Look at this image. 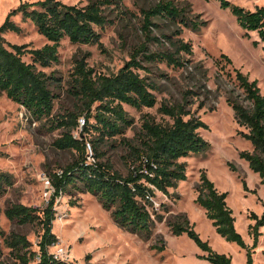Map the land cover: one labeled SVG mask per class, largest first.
Segmentation results:
<instances>
[{"label": "rangeland", "instance_id": "obj_1", "mask_svg": "<svg viewBox=\"0 0 264 264\" xmlns=\"http://www.w3.org/2000/svg\"><path fill=\"white\" fill-rule=\"evenodd\" d=\"M38 1L41 0H0V26L21 4ZM61 1L85 6L97 0ZM157 1L113 0L105 7L108 24L104 28L96 27L99 42L74 44L66 38L59 48L60 61L46 68L38 66L50 76L51 89L56 96L51 117L35 120L22 105L6 95L0 97V168L13 176V184L0 195V228L7 236L12 232L27 236L33 249L38 250L41 228L11 222L5 211L12 204L47 207L54 191L49 193L46 189L45 178L78 157L76 151L59 150L54 145L64 131L55 127L57 119L86 116L84 104L73 91L77 61L83 60L94 71V76H113L131 60L137 49L147 45L153 53H172L183 65L162 59L143 61L144 69L138 72L151 85L156 105L140 110L124 105L132 121L130 126L103 141H99V133L91 129L88 140L103 153L102 161H109L116 171L127 175L134 160L133 147L140 144L144 119L150 117L156 123L171 124L173 121L160 107L182 103L187 98V108L208 125L199 132L210 143V149L181 159L187 165V180L170 189L169 195L156 192L151 209L156 225L149 240L118 226L111 211L104 209L93 195L71 190L56 199L53 232L59 241L50 247V252L63 247L69 252L68 260L75 264H211L208 251L188 234L173 235L168 221L185 214L201 238L209 241L216 252L230 256L233 264H246L247 249L220 236L206 212L195 203V189L205 171L219 191L228 193L227 202L234 212L237 230L251 249L254 264H264V226L256 247L250 228L256 224L250 217L252 213L260 218L264 216V185L249 163L240 157L242 151L252 152L254 147L244 137L248 129L237 122L227 102V92L231 90L240 95L242 101L244 99L234 69H239L250 81H258L264 94V43L256 32L248 33L243 29L231 10L223 9L218 0H177L190 3L192 16L207 22L206 25L200 31L184 29L178 37V27L156 18L152 20L150 34L158 40L148 42L144 11ZM230 1L252 11L264 6V0ZM10 19L22 31L6 32L4 37L9 43L25 45L27 49H39L48 43L31 20H24L21 14L12 15ZM178 38L192 44L193 55L175 51L171 40ZM222 55L228 56L232 64L222 60ZM24 60L32 62L30 56H25ZM90 124L96 121L91 119ZM77 132L78 128L73 130L74 135ZM72 201L77 205L72 206ZM0 245L3 259H7L10 250L1 236ZM163 245L165 248L161 250Z\"/></svg>", "mask_w": 264, "mask_h": 264}, {"label": "trees", "instance_id": "obj_2", "mask_svg": "<svg viewBox=\"0 0 264 264\" xmlns=\"http://www.w3.org/2000/svg\"><path fill=\"white\" fill-rule=\"evenodd\" d=\"M218 1L223 9L231 10L243 29L248 33L256 32L264 43V6L252 11L230 0ZM111 3L113 0H97L79 6L68 5L61 0H41L21 4L0 26V97L6 95L13 102L22 105L35 120L51 117L56 96L51 89L50 76L39 70L38 66L46 68L58 63L59 48L66 38L74 44L99 42L100 34L96 27L104 28L108 24L105 7ZM184 3L158 0L154 6L144 11V29L148 32V42L158 40L150 34L152 20L156 18H163L169 25L178 27V37L184 29L200 31L206 25L207 22H200L192 16V5ZM17 14L35 24L38 32L48 41L44 47L27 49L25 45L11 44L6 40V32L22 31L10 19ZM171 43L179 54H194L192 44L181 38L171 40ZM25 56H30L32 62L25 61ZM159 59L173 65H183L172 53H153L147 45L137 49L131 60L113 76H94V71L83 60L77 61L73 91L84 104L86 124L79 133L80 136L75 137L73 130L78 128L79 116L69 115L57 119L55 127L63 128L64 131L54 145L59 150L76 151L78 157L62 169L61 175L56 172L51 174L54 194L47 207L12 204L6 209L5 215L11 222L38 225L42 234L37 243L38 250H34L33 243L27 236L15 232L7 236L0 228L3 243L10 250L8 258L3 259L4 251L0 245V264H30L33 261L37 264H75L70 260H56L50 253V247L59 241L53 232L56 199L71 190L96 197L104 209L111 211L113 220L121 228L146 240L152 237L156 225L155 215L151 211L153 198L156 192L169 195L170 189L187 180V165L181 159L210 149V143L199 132L200 129L208 128V125L187 108V98L182 103L163 104L160 111L173 122L163 125L150 117L144 119L140 144L133 147L134 160L127 175L116 171L109 161H102L103 153L93 141L88 140L87 135L92 129L99 133V141H103L130 126L132 121L124 105L138 110L156 105L157 99L151 92V85L138 71L144 69L143 61ZM222 60L232 64V60L226 55H222ZM234 71L244 99L242 101L240 95L231 90L227 92V102L234 110L237 122L248 129L244 137L254 147L252 152L242 151L240 157L249 163L264 185V94L261 93L258 81H250L239 69ZM91 119L96 124H90ZM88 144L93 150V163L88 162ZM12 184L13 176L0 168V195ZM195 190V203L206 212L216 232L228 242L247 249L246 264H254L252 251L237 230L234 212L227 202L228 193L219 191L205 171ZM71 205L76 206L77 202L72 201ZM250 217L256 221L250 227L256 247L261 235L260 229L264 226V216L260 218L252 213ZM168 225L174 236L188 234L208 251L207 258L211 264H233L230 256L216 252L209 241L201 238L187 215H176L173 220L168 221ZM164 248V245L160 247L161 250Z\"/></svg>", "mask_w": 264, "mask_h": 264}, {"label": "built area", "instance_id": "obj_3", "mask_svg": "<svg viewBox=\"0 0 264 264\" xmlns=\"http://www.w3.org/2000/svg\"><path fill=\"white\" fill-rule=\"evenodd\" d=\"M85 124H86L85 118H80L79 119V125H78V132L75 134V137H79L80 136L79 133L84 129ZM87 155H88V162L89 163L95 162V159L93 157V150H92V147H91L90 144H88V146H87ZM56 173L58 175H61L63 173V170L62 169L61 170H57ZM44 181H45V184H46V189L49 191V193L54 191V188H53V185H52L50 177L47 176ZM50 253L53 255V257L56 260H68L69 259V252L63 247H60L56 251L50 252Z\"/></svg>", "mask_w": 264, "mask_h": 264}]
</instances>
